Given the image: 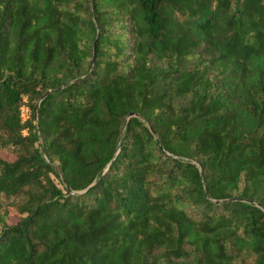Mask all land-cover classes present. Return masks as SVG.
Instances as JSON below:
<instances>
[{
	"label": "trees",
	"instance_id": "trees-1",
	"mask_svg": "<svg viewBox=\"0 0 264 264\" xmlns=\"http://www.w3.org/2000/svg\"><path fill=\"white\" fill-rule=\"evenodd\" d=\"M0 264H264V0H0Z\"/></svg>",
	"mask_w": 264,
	"mask_h": 264
},
{
	"label": "rangeland",
	"instance_id": "rangeland-1",
	"mask_svg": "<svg viewBox=\"0 0 264 264\" xmlns=\"http://www.w3.org/2000/svg\"><path fill=\"white\" fill-rule=\"evenodd\" d=\"M21 115H22V119H23V120H27V119L29 118L30 111H29V109H28L27 106L22 107ZM1 156H2L4 159H7V160H13V159H14L13 157L7 156V155L4 154V153H2Z\"/></svg>",
	"mask_w": 264,
	"mask_h": 264
},
{
	"label": "water",
	"instance_id": "water-1",
	"mask_svg": "<svg viewBox=\"0 0 264 264\" xmlns=\"http://www.w3.org/2000/svg\"><path fill=\"white\" fill-rule=\"evenodd\" d=\"M94 56H95V54H94ZM40 102H41V101H40ZM134 116H136V115H135V114H131V115L129 116V118L126 120V122H125V124H124V126H123V129H122V131H121V136L123 135L124 130H125V128H126L128 122H129L130 118H131V117H134ZM42 156L46 158V156H45V152H44L43 148H42ZM115 159H116V156L113 158V160H112V161L109 163V165L107 166V169H106L105 173L107 172V170H109V169L112 167V165H113ZM75 193H77V192H75ZM78 193H81V192H78Z\"/></svg>",
	"mask_w": 264,
	"mask_h": 264
}]
</instances>
